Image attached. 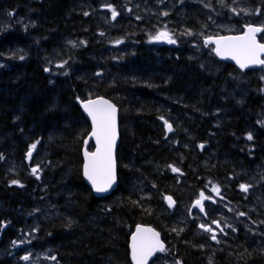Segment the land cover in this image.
I'll list each match as a JSON object with an SVG mask.
<instances>
[{"label": "trees", "instance_id": "1", "mask_svg": "<svg viewBox=\"0 0 264 264\" xmlns=\"http://www.w3.org/2000/svg\"><path fill=\"white\" fill-rule=\"evenodd\" d=\"M106 1L122 8V0L0 1L11 24L0 36V264L39 253L48 257L41 264H131L140 224L162 234L178 264H264L263 233L255 230L260 241L242 230L216 247L188 213L208 183L233 199L252 177L264 200V74H239L198 50L202 39L186 36L210 30L198 4L179 11L183 39L173 48L150 42L157 20H113L101 13ZM247 1L264 11V0ZM95 97L120 110L118 186L102 200L81 176L90 126L77 100ZM254 204L251 228L264 226V201Z\"/></svg>", "mask_w": 264, "mask_h": 264}, {"label": "snow or ice", "instance_id": "2", "mask_svg": "<svg viewBox=\"0 0 264 264\" xmlns=\"http://www.w3.org/2000/svg\"><path fill=\"white\" fill-rule=\"evenodd\" d=\"M113 18L117 15L115 11L112 12ZM264 29L261 28H248L247 34V43L241 47V51L245 53L246 61L251 63H264V61H257V53L258 51H264V45H256L254 33L262 31ZM163 35V34H162ZM237 40H243L244 37H237ZM172 42V41H170ZM217 54L222 55L223 51L219 47V42H217ZM232 58L236 60V62L240 65L241 68L246 67V61L241 60L240 56L236 54V52L232 53ZM94 105L104 104L107 107L104 109H94L90 107L89 104H85L84 108L88 112V114L92 117L93 120V135L96 137L97 144H101L103 141V150L101 153V149L98 148L97 152L90 154L92 158L100 157V159H92L91 160V171H89V166H85V175L92 182L93 187L97 192H104L108 187L111 186V183L114 180L113 174V163H112V147L115 143V108L107 104V101H95L91 102ZM169 131H171V125L168 126ZM248 139H252L251 135H249ZM35 148V145H33ZM30 155V154H29ZM86 155H88L86 153ZM37 170L33 169V173ZM176 171V169H173ZM103 173V180L98 181V174ZM242 190H247L246 186L241 185ZM218 191V190H217ZM169 204H172V200L170 197L167 198ZM208 199L205 197L203 193H201V198L196 201L195 206H199L201 211H204L202 206V200ZM242 215V214H241ZM219 226V225H217ZM205 231L211 232V228L205 227L201 225ZM141 230L138 229V233ZM151 231V230H146ZM215 239V236L212 237ZM138 241L137 236H133V260L135 264H146L147 257L152 254V252L157 249L163 250V245L160 244L158 239V233H153L151 239H145L141 237ZM25 260L28 257H24Z\"/></svg>", "mask_w": 264, "mask_h": 264}, {"label": "water", "instance_id": "3", "mask_svg": "<svg viewBox=\"0 0 264 264\" xmlns=\"http://www.w3.org/2000/svg\"><path fill=\"white\" fill-rule=\"evenodd\" d=\"M255 28V27H253ZM261 31L259 32H255L254 33V37H255V43L256 45H261L258 42L257 36L260 35ZM247 34H248V28L245 30V33L243 35H237V36H225V37H219V38H214V39H208L207 42L212 43L214 45V50L213 53L216 56V58L220 61V62H224L227 64H230L232 66H235L236 68H238L240 71H247V70H254V69H259L261 68L264 63H251V62H247L246 61V56L245 53L242 52L240 49L243 45H245L248 41H247ZM237 37H244L245 39L243 40H237ZM217 42H219V47L220 49L223 51L222 55H218L217 54V47L218 44ZM236 52L237 55L240 56L241 60H245L246 61V67L241 68L240 65L236 62L235 59L232 58V53ZM264 56V51H258L257 53V61H262V57ZM95 101H107V104L112 105L115 108V143L112 147V163H113V174H114V180L111 183V186L107 188L106 191L104 192H97L95 190V188L93 187L92 182L88 179V177L85 175V166L88 165L89 166V171H91V160L92 159H100V157H96V158H92L90 154L92 153H88L87 147L89 146V142L90 140L93 142L94 144V151L93 153L97 152V149L100 148L101 149V153L103 150V141L101 142V144H97L96 141V137L93 135V120L92 117L88 114V112L85 110L84 105L85 104H89L90 107H93L94 109H104L107 106L104 104H100V105H94L91 102H95ZM80 110L82 111L83 115L87 118V120L89 121L90 125H91V134L89 135L88 139L85 142V148L83 150V173H82V177L84 182L86 183V185H88L91 190L93 191V195L96 198H102V197H108L112 194V192L116 189L117 186V163H116V154H117V149L119 146V125H118V118H119V111L117 109V107L109 100L101 97V98H96L90 101H86V102H81L78 101L77 102ZM169 131V129H168ZM170 132V131H169ZM86 153L88 155H86ZM103 173L98 174L97 179L98 181L103 180ZM172 205V204H171ZM173 206V205H172ZM138 229L141 230L138 233ZM146 230H151L146 231ZM153 233H158L157 231H155L153 228L149 227V226H137L134 230L133 235L130 238V243H129V250H130V254H131V262L132 264H135V261L133 260V249H132V245H133V236H137L138 241L141 237L145 238V239H151L152 238V234ZM158 239L160 244L163 245V250H159L157 249L156 251L152 252V254L150 256L147 257L146 260V264H149L150 261L158 254L162 253L165 251V246L161 241V237L160 234L158 233ZM137 241V242H138Z\"/></svg>", "mask_w": 264, "mask_h": 264}, {"label": "rangeland", "instance_id": "4", "mask_svg": "<svg viewBox=\"0 0 264 264\" xmlns=\"http://www.w3.org/2000/svg\"><path fill=\"white\" fill-rule=\"evenodd\" d=\"M194 1L195 2L196 1L199 2V1H204V0H194ZM206 1L208 3H210V0H206ZM228 1L230 3V6H231L234 2H238L240 0H228ZM208 5L210 6V4H208ZM218 6L221 7L220 5H218ZM166 8L167 7H165V8L162 7L161 3H159V10L163 11V14L166 13ZM210 8H211V11L213 12V14H216L217 16H219L221 18V16L217 13V11L214 8H212V7H210ZM222 9L225 10L224 8H222ZM230 10H231V13H229L227 15V18H229L230 21H227V18L226 19L221 18V21H215V22L212 23V31H215L214 32L215 34L219 35V34H222L223 32H237L238 31V27L234 23V20L236 19L235 18V14L237 16V19H244L245 17H248V18L253 19V20H258L259 22L264 24V20H261V17L259 16L258 12H256V11H254V12L248 11L242 3L234 4V7H231ZM238 11H240L241 13L239 14ZM248 12H250V15H249ZM110 15H112V12L110 13ZM16 18H17V16H15V12H14V19H16ZM18 24L23 25L25 23L24 22H18ZM9 26H11V24H9L6 16L4 14L0 13V35H4V33L7 31V28ZM161 37L162 36H161V34L159 32L158 34L155 35L154 41L157 42L159 40V38H161ZM231 101L234 102V99H231ZM246 184L250 187V190H251L252 193H257L258 191H260V190H256L259 187L257 185H255L254 183L248 181ZM215 189H216V187L213 186L212 190L215 191ZM237 219H238V222H237L238 224L242 222L240 214L237 216ZM43 255L44 254H40V255L37 254V255H34L32 257L26 256V257H28V259L27 260L23 259V260L20 261V263L21 264H41V262L44 259L47 258L45 255L44 256ZM169 262L167 261V259L163 260V264H175V263H173L171 261H169ZM16 264H18V263L16 262Z\"/></svg>", "mask_w": 264, "mask_h": 264}, {"label": "flooded vegetation", "instance_id": "5", "mask_svg": "<svg viewBox=\"0 0 264 264\" xmlns=\"http://www.w3.org/2000/svg\"><path fill=\"white\" fill-rule=\"evenodd\" d=\"M259 189V188H258ZM256 189V190H258ZM205 197H208V199L203 200V208L204 212L202 213L203 215L207 212V209L211 207H216L215 203H217L216 199L210 198L208 195H205ZM205 227L211 228V232L205 231L204 228H202L201 234L205 240H210V245H216L218 238L220 237L221 233L220 228H217V230L213 229L211 226L205 225ZM213 235L215 236V239H213ZM233 236V235H232Z\"/></svg>", "mask_w": 264, "mask_h": 264}, {"label": "bare ground", "instance_id": "6", "mask_svg": "<svg viewBox=\"0 0 264 264\" xmlns=\"http://www.w3.org/2000/svg\"><path fill=\"white\" fill-rule=\"evenodd\" d=\"M196 2H197V1H196ZM222 10H223V9H222ZM242 14H243V13H242ZM238 16H239V15H238ZM92 18H93V17H92ZM102 23H103V22H102ZM200 23H201V22H200ZM183 24H184V23H183ZM203 27H204V26H203ZM154 28H155V27H154ZM113 31H114V30H113ZM7 33H8V31H6V32L4 33V35L7 34ZM35 43H36V42H35ZM37 47H38V46H37ZM12 50H13V49H12ZM3 58H4V57H3ZM15 66H16V65H15ZM12 67H13V65H12ZM5 70H6V69H5ZM213 103H214V102H213ZM163 110H164V109H163ZM165 110H166V109H165ZM221 111H222V110H221ZM167 113H168V112H167ZM211 113H212V112H211ZM213 114H214V113H213ZM165 116H166V115H165ZM222 116H223V115H222ZM222 126H223V125H222ZM213 129H214V128H213ZM219 134H220V133H219ZM244 141H245V140H244ZM24 143H25V142H24ZM27 143H28V142H27ZM40 143H41V142H40ZM37 154H38V153H37ZM41 158H42V157H41ZM42 159H43V158H42ZM4 161H6V160L4 159ZM1 163H3V162H1ZM13 163H14V162H13ZM3 164H5V163H3ZM3 164H2V165H3ZM21 165H22V164H21ZM173 165H174V164H173ZM7 166H8V165H7ZM4 167H5V166H4ZM15 167H16V166H15ZM17 167H18V166H17ZM44 167H46V166H44ZM179 167H180V166H179ZM246 167H247V166H246ZM1 168H2V167H1ZM4 169H5V168H4ZM23 169H24V168H23ZM38 169H39V168H38ZM44 169H45V168H44ZM46 169H47V168H46ZM46 169H45V170H46ZM256 169H257V168H256ZM1 170H2V169H1ZM16 170H17V169H16ZM18 170L20 171V168H19ZM165 170H166V169H165ZM3 171H4V170H3ZM6 171H7V170H6ZM8 172H9V171H8ZM12 172H13V171H12ZM10 173H11V172H10ZM15 173H16V172H15ZM19 173H20V172H19ZM43 173H44V172H43ZM46 173H47V172H46ZM24 175H25V174H24ZM22 177H23V176H22ZM263 177H264V176H263ZM27 178H28V177H27ZM21 179H22V178H21ZM28 179H29V178H28ZM42 180H43V179H42ZM42 180H41V181H42ZM50 181H51V180H50ZM19 183H20V182H19ZM172 189H173V188H172ZM258 190H260V189H258ZM260 195H261V194H260ZM36 198H37V197H36ZM50 198H51V197H50ZM56 198H57V197H56ZM54 201H56V200H54ZM36 202H37V201H36ZM48 203H49V202H48ZM44 204H45V203H44ZM50 205H51V204H50ZM164 206H165V205H164ZM18 217H19V216H18ZM29 221H30V220H29ZM133 230H134V229H133ZM25 239H26V238H25ZM6 244H7V243H6ZM5 247H6V246H5ZM7 247H8V246H7ZM41 250H42V249H41ZM3 252H4V251H3ZM3 252H2V253H3ZM6 252H7V250H6ZM39 255H40V254H39ZM43 256H44V255H43ZM38 258H39V257H38ZM42 258H43V257H42ZM47 258H48V257H47ZM47 258H46V259H47ZM46 259H44L42 262H45V263H46V261H45ZM54 259H55V258H54ZM50 260H51V259H50ZM50 260H49V261H50ZM49 261H48V262H49ZM51 261H52V260H51ZM37 262H38V261H37ZM32 263H33V262H32ZM50 263H51V262H50ZM52 263H53V262H52Z\"/></svg>", "mask_w": 264, "mask_h": 264}]
</instances>
